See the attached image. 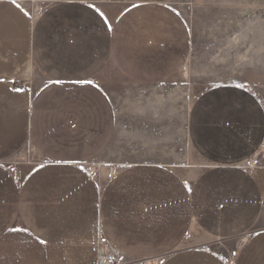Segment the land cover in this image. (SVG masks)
Returning <instances> with one entry per match:
<instances>
[{"label": "crops", "instance_id": "0c3cea01", "mask_svg": "<svg viewBox=\"0 0 264 264\" xmlns=\"http://www.w3.org/2000/svg\"><path fill=\"white\" fill-rule=\"evenodd\" d=\"M174 1L51 0L33 22L0 0V264H96L100 236L124 264H264V167L244 166L264 146V101L246 87L211 86L191 105L204 164L191 181L149 162L104 184L83 168L115 131L95 83L105 69L142 87L183 71L191 33ZM232 239L229 259L206 246Z\"/></svg>", "mask_w": 264, "mask_h": 264}, {"label": "rangeland", "instance_id": "374dc122", "mask_svg": "<svg viewBox=\"0 0 264 264\" xmlns=\"http://www.w3.org/2000/svg\"><path fill=\"white\" fill-rule=\"evenodd\" d=\"M16 1L33 22L51 2ZM173 6L191 33L189 58L177 77L162 85L142 87L107 68L95 79L111 101L115 131L105 153L83 168L103 184L117 170L141 162L164 165L183 179L193 180L204 164L188 142L186 119L205 89L237 84L264 101V0H175ZM30 82L35 89L44 84L35 71ZM26 86L21 82V88ZM26 152L32 162L37 160L32 146ZM249 164L251 170L264 167L260 149ZM241 241H210L206 246L229 259ZM105 250L114 254L109 246Z\"/></svg>", "mask_w": 264, "mask_h": 264}, {"label": "built area", "instance_id": "2783aa9c", "mask_svg": "<svg viewBox=\"0 0 264 264\" xmlns=\"http://www.w3.org/2000/svg\"><path fill=\"white\" fill-rule=\"evenodd\" d=\"M105 1H111V0H105ZM260 152L262 154V158L264 159V146L260 148ZM246 164L247 163H245L244 166L248 170H251L250 164L249 166H247ZM107 246H109L108 243L105 241V239H103V237L100 236L99 241H98V253H97L96 264H123L119 260H117L118 258L115 253L113 255H108L106 253L105 249L107 248Z\"/></svg>", "mask_w": 264, "mask_h": 264}]
</instances>
